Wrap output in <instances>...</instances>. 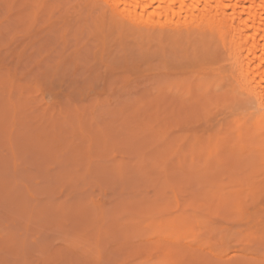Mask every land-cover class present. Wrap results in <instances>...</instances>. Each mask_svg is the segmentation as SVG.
I'll list each match as a JSON object with an SVG mask.
<instances>
[{
  "label": "rangeland",
  "instance_id": "1",
  "mask_svg": "<svg viewBox=\"0 0 264 264\" xmlns=\"http://www.w3.org/2000/svg\"><path fill=\"white\" fill-rule=\"evenodd\" d=\"M102 25L0 0V264H264V165L233 212L187 165L245 113L220 53Z\"/></svg>",
  "mask_w": 264,
  "mask_h": 264
},
{
  "label": "bare ground",
  "instance_id": "2",
  "mask_svg": "<svg viewBox=\"0 0 264 264\" xmlns=\"http://www.w3.org/2000/svg\"><path fill=\"white\" fill-rule=\"evenodd\" d=\"M88 2L100 11L102 26L109 25L120 34L126 32L159 38L170 34L209 44L220 53L227 66L214 74L222 78L218 87L227 90L232 97L240 96L246 103L245 113L232 120L230 138L222 148L219 141L209 140L207 147L205 143L206 150L202 152L204 145L200 146L203 147L199 149L201 152L192 155L187 165L200 173L201 182L209 184L202 193L204 197L217 200L223 208L237 209L246 191L238 188L227 193L230 188L227 187L226 192V186L236 188L243 182L248 184L253 174L264 165V0ZM209 84L196 85V89L203 91L202 97ZM224 84L229 87L225 88ZM205 155L211 161L205 160ZM226 173L232 177L231 185L224 183L222 176Z\"/></svg>",
  "mask_w": 264,
  "mask_h": 264
}]
</instances>
